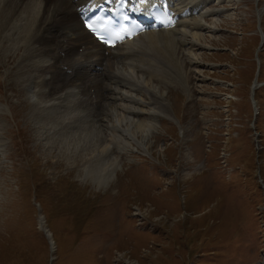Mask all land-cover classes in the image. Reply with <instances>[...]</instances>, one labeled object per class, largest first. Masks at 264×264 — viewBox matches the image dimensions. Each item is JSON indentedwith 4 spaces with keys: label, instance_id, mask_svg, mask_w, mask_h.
<instances>
[{
    "label": "rangeland",
    "instance_id": "rangeland-1",
    "mask_svg": "<svg viewBox=\"0 0 264 264\" xmlns=\"http://www.w3.org/2000/svg\"><path fill=\"white\" fill-rule=\"evenodd\" d=\"M211 1L193 55L174 36L182 76L172 70L168 80L152 81L159 96L152 102L147 95L141 107L140 121L155 126L145 148L140 135L132 147L111 144L112 128L129 116L125 107L137 92L114 83L109 69L85 78L103 107L76 122L90 132L61 135L58 127L47 135L33 105L60 102L46 70L53 60L31 56L37 46L29 48L25 31L36 27L30 10L13 21L0 15V264H264V86L256 91L257 113L251 99L258 52L264 83V0ZM48 28L56 32L59 24ZM122 71L131 73L130 66ZM68 78L78 103L86 80L82 88L81 79ZM65 84L63 77L56 86ZM59 104L62 117L67 105ZM105 146L117 166L99 181L86 168Z\"/></svg>",
    "mask_w": 264,
    "mask_h": 264
},
{
    "label": "bare ground",
    "instance_id": "bare-ground-1",
    "mask_svg": "<svg viewBox=\"0 0 264 264\" xmlns=\"http://www.w3.org/2000/svg\"><path fill=\"white\" fill-rule=\"evenodd\" d=\"M75 1L76 0H0V15L4 13V21H9V20L13 21L14 17L17 16L16 14L20 12V10L22 11L30 10V12L32 13L31 14L32 19L31 18L30 19L33 25L36 24V27L33 29L26 28L25 31H27L26 33L30 41L32 42V45L30 43L31 46L29 48L33 47V45L37 46V50L35 52L32 51L33 54L31 53L32 54L31 56L33 58L34 55L38 54L37 59H41V57L43 56H48L49 58H51V61L53 60V64L48 65L46 67V70L49 73L53 74V76H51V79L54 80L53 89L55 90L59 88L58 93L60 94V97L58 99L60 100V102L59 101L57 102L60 103L59 106L61 107L68 104L67 102H65V104H62L63 100H65L62 97V93L64 92L69 99L70 104L67 105L65 109L64 107H62L63 113H65V114H62V117L58 116L60 115L59 113L60 111H62V109L60 110L57 107L58 103H56V101L53 104H51L52 105L51 107H49L50 103L49 104L46 103V105L48 104L49 108H46V106L41 107L42 103L39 104L38 102H35L36 105H33L35 109H37V116H35V118L37 119V121L40 122V124L42 123L43 126L45 125L46 134L52 132L53 130H60V129H57L58 127H61V131H60L61 135L62 133H68V135L72 134L74 132V129L77 132L79 131L80 134L84 133L83 131H86L87 133L90 132L89 129L82 128L81 126H78L77 128L75 126L77 124L76 122H79L82 118H90L92 116L95 117L98 111L103 109V107H102V103L99 100H98V103H97V100L91 101L92 96H93V95L91 96V94L88 95V100L86 99L87 93L88 94L91 93L90 87H92V80L85 79V78L91 77L90 73L92 71L97 72V73H105L104 69L105 70L109 69L108 72L110 73L112 78L118 80V81L112 80L114 81V83L126 82L124 84L130 85L131 87L135 88V91L137 92V94L132 93L133 97L129 98V100H132V101L129 103L128 107H125L130 111L128 113L129 116H127L126 118L125 117L121 118V120L118 121L119 125H116L112 128V130H114V133L112 135V140L114 141L111 144L116 142L117 144L124 146V148L126 147L128 148L129 146H131V144H133L131 142L136 141L138 135H140V137H142L143 139V142L142 143L139 142V143L141 146L145 148V145H143V143L148 141V138L150 136L149 135L150 131L153 130L155 127L151 123L140 121L141 117L144 116L143 108H145V103H146L145 98L147 95H153V98L151 100L153 102L155 100L154 97L159 96L156 89L155 91L152 90L153 88L151 87L152 81L154 78L158 79V81L160 80L161 82L168 80V77L166 75H169L168 73H171L172 70H174L175 74L176 73H180V75L182 74L181 67L177 63L178 58H177L176 51H175V48L178 45V40L174 36L178 34L181 35L182 36L181 39L184 42V44L186 42L187 44L191 45L190 49L188 48V45L184 46L189 49L188 53H190V51H193V48L196 46V44L200 45V43L203 42V37L200 35V29L202 27L203 28L206 27L202 23L203 22L202 20H204L202 18H204L206 14L199 13L198 15H193V10H196V12L203 11L204 8H201L199 6H202L206 2V0H178L176 8L178 10L179 8L183 6V8L186 10V13H185L186 19L182 20L181 23L175 29L151 31L147 33L146 35L141 36L138 39H135L134 41L128 43L122 48H118L116 50H108L109 51L108 57L102 54L101 52L102 47L97 45L95 41L92 39V37L83 29V27L80 26L79 19H78V13L76 11H73V6L75 4ZM81 1L82 2L80 3V5L81 4L83 5V4H86L87 2H90L91 0H81ZM37 7H39V9H37ZM41 8H43L42 16H41V19L37 22L39 11ZM9 9H11V11L9 12V14H6L7 10ZM221 12L223 11H217V12L214 11L211 14L217 15V14H220ZM67 13L71 15L73 19V23L66 22L65 16H67V19L69 18L68 17L69 14ZM189 14H190V17H189ZM55 21L58 22L59 28L56 32H53L48 27L52 26V24H55ZM51 22H54V23H51ZM73 28L74 30H72ZM205 29L212 30L211 27L205 28ZM29 33H31L30 36H29ZM179 35L177 37H179ZM43 45L45 47H43ZM75 47L77 48L76 53L74 49ZM34 48L36 47H33V49ZM80 49H84V52L82 54L79 53ZM155 52L161 57L160 59L154 56L153 53ZM149 54H153V56L149 58L148 56ZM190 54L193 55V52H191ZM135 59H140V61H138L135 65H132V63L124 64L125 66H130L131 73L129 72L126 73V71L125 73H123V71L121 73L119 72L120 69H119L118 63L120 60L121 62L122 60L123 62H127V61H134ZM116 60L118 63L116 62ZM88 61H90L91 63L90 65L87 64ZM85 65H86V68L84 67ZM74 66L76 67L74 68ZM98 68L102 69V71H98ZM80 69L83 70L82 71L83 73L82 72L80 73L79 71ZM87 69H91L90 72L87 71ZM68 71L69 72L71 71V73H67ZM100 75L102 76V74ZM66 76L71 77V78L73 77V79H76L77 81L81 79L80 85L82 86V88H83V85L85 84L84 82H82V80L84 79L86 80V84L84 86L86 92H83V94L85 95H83L82 100H78V103H77L78 92H75L76 86H74V83H71L72 80L70 81V78L68 77L66 78ZM63 77H65V80L68 81V84L67 85L65 84L61 87H57L56 84L58 83L59 79ZM96 80L98 81V79ZM183 83L185 84V82ZM180 84H182V82ZM121 86L126 87L125 85H121ZM96 87L100 88L99 86H96ZM102 88L103 87H101V89ZM69 90H73L72 95L75 100L70 99L72 95H70ZM95 94H96V90H95ZM160 97L163 98L164 95L160 94ZM36 98H37L36 101L42 102V100L45 97H43L42 94H39L38 97ZM96 98H97V94H96ZM71 103H73L72 106H71ZM133 107L134 109L135 108L138 109L137 111L138 113L134 112V110L132 112ZM81 108L84 109V114L80 116L76 115L78 114L77 111L79 112ZM159 108L160 107H155L154 112L156 113L159 112L160 111ZM48 109H51L54 114H51V115L48 114L49 113ZM95 111L97 112L93 114ZM68 112L71 113L70 116H67ZM68 118H70V120ZM135 118H137V120H135ZM96 119L98 118H95V119L91 118L90 121L93 120L92 121L93 123L94 121H98ZM66 120L67 121L73 120V122H67ZM99 122H96V123H99ZM91 125L92 124H90V128H91ZM49 126H51L52 129H49ZM48 129L49 131H47ZM116 129L120 131L119 133L120 135H116L115 133ZM96 133L97 131H95L94 133L93 132L90 133V135L92 134L95 135ZM64 138L62 139L67 141V138L66 139ZM90 138L91 137H86L84 139L85 140L87 139L88 141L90 140ZM93 147L100 148V145H98V141H97V144H94ZM109 155H110L109 148L105 146L102 150V153H100L97 157H94L93 159H91L89 166L86 168V170L88 171L87 176L89 177L92 176L93 179L103 181V179H105L108 175L112 174L115 171L117 164L111 158V155L110 156ZM112 161H114V163H112Z\"/></svg>",
    "mask_w": 264,
    "mask_h": 264
},
{
    "label": "water",
    "instance_id": "water-1",
    "mask_svg": "<svg viewBox=\"0 0 264 264\" xmlns=\"http://www.w3.org/2000/svg\"><path fill=\"white\" fill-rule=\"evenodd\" d=\"M258 67L260 68V61H259V59H258ZM258 86V84H257V81H256V83H255V86L253 87V89H252V102H253V105H254V108H255V111L257 112V109H256V106H257V103H256V100H255V89H256V87ZM42 228V227H41ZM43 229V228H42ZM48 238H49V236H47ZM50 239V238H49ZM51 246L53 247V244H52V242H51Z\"/></svg>",
    "mask_w": 264,
    "mask_h": 264
},
{
    "label": "snow or ice",
    "instance_id": "snow-or-ice-1",
    "mask_svg": "<svg viewBox=\"0 0 264 264\" xmlns=\"http://www.w3.org/2000/svg\"><path fill=\"white\" fill-rule=\"evenodd\" d=\"M89 29H91V25H88Z\"/></svg>",
    "mask_w": 264,
    "mask_h": 264
}]
</instances>
